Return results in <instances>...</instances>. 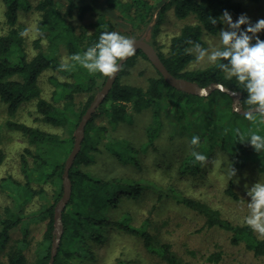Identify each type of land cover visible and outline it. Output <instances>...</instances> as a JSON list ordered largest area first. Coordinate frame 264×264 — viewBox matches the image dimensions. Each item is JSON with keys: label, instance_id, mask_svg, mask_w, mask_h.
Here are the masks:
<instances>
[{"label": "trees", "instance_id": "obj_1", "mask_svg": "<svg viewBox=\"0 0 264 264\" xmlns=\"http://www.w3.org/2000/svg\"><path fill=\"white\" fill-rule=\"evenodd\" d=\"M66 1L68 7L62 11L57 0H37L36 3L34 0H4L7 30L0 35V100L7 105L8 113L13 117L22 104L36 99L41 120L62 127L67 133L62 136L24 122L12 119L6 121L8 129L20 132L35 147H27L21 155L24 181L12 176L4 177L0 181V187L9 191L10 198V203L0 209V246L8 243L13 230L20 227L24 229L22 237L12 239L8 244L5 252L6 264H30L27 254L32 247L30 226L40 222L45 223V230L37 242L33 264L50 263L56 237L58 203L64 191L63 173L66 160L74 147V131L108 77L100 73H90L71 61L73 66L69 70L60 69L61 46L71 57L76 53L82 54L97 42L101 32H119L106 12H100L97 21L91 24L95 28L94 31L86 28L78 31L69 18L76 13L83 19L88 12L98 9V0ZM103 2L109 11H119L122 17L127 18L138 29L153 23L154 37L170 8L174 9L178 19L194 18L195 22L186 23L180 32L171 38L166 52L160 50L155 42L150 43L168 70L176 77L197 82L203 87L221 83L233 91L241 92V106L244 109L253 107L246 104L248 93L235 78L227 79L226 73L215 65L188 69L189 64L195 60V54L188 50L196 43L204 47V36L216 35L224 26L219 20L212 24L211 18L219 19L224 10H228L230 14L240 13L242 3L239 0ZM31 9L41 12L38 25L40 35L33 41L38 52L34 55H30L26 47L24 27L20 23L21 12ZM258 35L264 39V30ZM45 39L48 42L47 50L43 44ZM140 57L150 62L142 50L127 58L118 71L108 95L86 125L82 149L69 172L72 195L63 210L64 231L54 264H77L78 260L88 256L92 244L103 242L106 233L112 229L141 237L145 249L168 264H188L173 251L170 243L162 242L145 224L134 223V216L126 204L136 202L149 191H152L155 197L151 213L164 203L174 200L202 215L206 227H218L230 232L234 245L243 243L256 256H264V235L254 232L246 224H235L225 218L219 209L204 200L185 195L171 186L162 187L144 183L140 179L127 180L122 176L100 174L104 169L112 174L117 166H135L141 169L139 158L135 157V154H147L150 149L157 150L165 128L169 129V140L186 142L185 146L177 150L181 155L175 167L181 177L202 175L219 151L227 159L228 172L231 167L236 170V176L231 180L229 178L225 192L231 198L239 199L235 182L243 169L252 161H260L259 170L264 173V151L259 153L247 142L239 141L252 132L264 136V118L255 113V119H246L244 114L233 109L234 97L220 89L214 90L208 96L183 92L171 86L151 62L156 75L149 76L145 86L125 82L124 76L130 73V69ZM47 70L55 71L65 78L62 80L53 75L50 79L56 87L54 98L62 101V106L41 95L39 78ZM79 96H86L80 108L77 104ZM146 110H152L153 114L146 130L147 140L144 145L135 148L129 141L116 138L113 130L119 124L131 123L135 114ZM236 129L240 130L239 134ZM193 135L199 136L198 145L189 144ZM1 139L0 132V142ZM103 150L109 157L107 160L101 157L100 162L99 155ZM193 150L204 155L205 159L195 161L191 154ZM4 159L5 154L0 147V165ZM117 212L120 217H116ZM222 258L223 251L218 250L213 251L207 261L211 264H221Z\"/></svg>", "mask_w": 264, "mask_h": 264}, {"label": "rangeland", "instance_id": "obj_2", "mask_svg": "<svg viewBox=\"0 0 264 264\" xmlns=\"http://www.w3.org/2000/svg\"><path fill=\"white\" fill-rule=\"evenodd\" d=\"M36 1L34 0V3ZM153 1L156 2V0ZM239 1L242 3V11L231 14L233 21L240 14H246L251 22L264 18V0L260 2ZM57 2L62 11L67 9L68 3L66 0H57ZM96 5L98 9L88 12L83 19L79 18L76 13L72 18H69L78 31H81L83 28L94 31L95 28L91 24L97 21L100 12H106L107 16H111L113 19L120 34L131 39L144 38L148 42H155L160 50L164 52L168 50L171 38L180 32L183 25L195 22L194 18L186 20L178 19L175 16L174 9L170 8L166 12L165 20L161 24L158 34L154 37L152 34L153 23L138 29L127 18L122 17L119 11H109L103 0H98ZM4 10V0H0V35L7 30ZM40 20L41 12L39 10L31 9L21 12L20 23L24 27L26 47L30 55L38 52L34 48L33 41L40 35L38 30ZM223 28H226V25ZM143 29L144 31H141ZM204 41L205 48L211 49L218 46L219 33L216 35H205ZM43 44L47 50L48 42L46 39L43 41ZM193 53L195 54L194 51ZM60 55L61 58L69 57L67 50L63 46H61ZM211 65L206 61L198 62L195 59L189 64L188 69L206 68ZM53 75H57L58 78L65 80L63 76L55 71H45L39 78L42 88L41 95L47 100L62 106L63 102L54 98L56 87L50 80ZM153 75H156L154 66L140 57L136 65L130 69V73L124 76L123 80L130 84L145 86L147 78ZM85 100L86 96H79L77 98L78 108H80ZM152 114V110L135 114L134 120L131 123L119 124L113 130L114 135L120 141L127 140L133 147L140 148L147 140L146 130L152 121ZM40 116L37 111L36 99L22 104L13 117L9 115L7 105L0 100V132L2 135L0 147L5 154V159L0 165V181L8 176L24 181L25 177L21 170V155L27 147L35 149L24 135L7 128L5 124L8 119L24 122L30 126L62 136L67 135L64 128L47 124L41 120ZM168 135L169 129L165 128L162 138L157 144V150L150 149L147 154H135V157L139 158L141 169H137L135 166H117L112 174H109L105 169L100 174L114 177L122 176L127 180L140 179L144 183L162 187H174L185 195L206 201L219 209L225 218L235 224H245L243 221L244 217L248 215L247 202H250L246 186L250 187L258 180H264V173L259 170L258 166L260 161H252L240 173L235 182V189L240 198L233 199L225 192L229 180L228 163L225 156L217 151L212 164L206 167L202 175L197 177H181L175 167L181 155L177 150L181 146H185L186 142L184 140L172 142L169 140ZM99 157V161L101 162V157H105L107 160L109 154L103 150V153ZM106 165L107 162L104 163L105 167ZM47 189L51 191V188L48 186ZM6 191L0 187V209L10 203V198L8 197L9 191ZM154 200V193L149 191V193L136 202H128L126 207L131 210L136 225L145 224L148 230L155 234L162 242L170 243L173 251L188 264H211L207 261V258L213 251L218 250L223 251L221 264H264V256H256L243 243L234 245L231 242L230 232L218 227H206L205 218L202 215L176 203L174 200L164 203L151 213ZM116 217H120L119 212L116 213ZM30 230L32 247L27 251V254L30 264H33L37 242L42 238L45 223H34L30 226ZM23 233L24 229L21 227L13 230L8 243L0 246V264H6L5 252L9 247L8 244L12 239L22 237ZM90 249L91 252L88 256L78 260L77 264H168L160 257L149 253L145 249L141 237L115 229L108 231L105 240L101 243H93Z\"/></svg>", "mask_w": 264, "mask_h": 264}, {"label": "clouds", "instance_id": "obj_3", "mask_svg": "<svg viewBox=\"0 0 264 264\" xmlns=\"http://www.w3.org/2000/svg\"><path fill=\"white\" fill-rule=\"evenodd\" d=\"M211 18V23L217 20L226 25L219 32V44L211 49L202 47L199 43L194 45L190 52H195L196 61H206L215 65L226 73V78H235L248 95L246 104L253 106L244 112L246 119H255V113L264 118V39L258 33L264 30V18L251 22L246 14H240L235 21L228 10H224L220 17ZM244 25V28L241 26ZM135 41L116 31H103L97 42L88 47L82 54L76 53L68 58H62L59 68L69 70L75 62L90 73H100L103 76H112L120 70L125 58L134 55ZM237 134L240 133L236 129ZM199 136L193 135L189 140L190 145H198ZM247 142L255 151H264V136L252 132L246 138L239 140ZM195 161H203L204 155L193 150ZM236 176V170L231 167L230 180ZM248 215L244 223L254 232L264 235V180L247 187Z\"/></svg>", "mask_w": 264, "mask_h": 264}, {"label": "water", "instance_id": "obj_4", "mask_svg": "<svg viewBox=\"0 0 264 264\" xmlns=\"http://www.w3.org/2000/svg\"><path fill=\"white\" fill-rule=\"evenodd\" d=\"M133 40L135 41V49H136L135 53L138 50H142L147 55L150 62L155 66V68L162 74L164 79L171 86H173V87H175V88H177L183 92L195 94V95H199V96H208L214 90L220 89L224 92L229 93L230 95H232L234 97L233 109L235 111L244 114V112L249 110V109H244L241 106V97H242L241 92L233 91V90L225 87L221 83H213L209 86L203 87L197 82L190 81V80L182 78V77H176L175 75H173L168 70V68L166 67V65L164 64L162 59L160 58L157 50L155 49V47L150 42H148L144 38H137V39H133ZM129 57H127V58H129ZM127 58H125L122 62H120L121 66ZM117 74H118V72H116L115 74H113L110 77L109 76L107 77V80H106L103 88L100 90V92L98 93L96 98L93 100L91 105L88 107L86 112L83 114V116H82V118L78 124V127L74 132V137H75L74 147H73L71 153L69 154V156L66 160L64 173H63L64 191H63V195H62V197L58 203L59 206H58L57 217H56V237H55V241L53 243L51 259H50L49 264H54L55 257L58 253V249H59L61 238H62L63 231H64L62 214H63V210L65 209L66 205L70 201L71 195H72V181H71L70 175H69L70 169L73 166L77 155L79 154V152L82 149V143H83V140L85 137L86 125H87L88 121L91 119V117L94 114V112L96 111V109L98 108V106L103 102V100L108 95L110 89L112 88V86H113V84L117 78Z\"/></svg>", "mask_w": 264, "mask_h": 264}]
</instances>
